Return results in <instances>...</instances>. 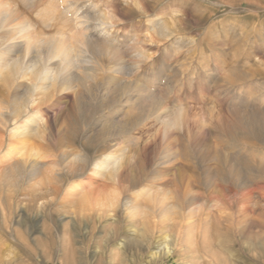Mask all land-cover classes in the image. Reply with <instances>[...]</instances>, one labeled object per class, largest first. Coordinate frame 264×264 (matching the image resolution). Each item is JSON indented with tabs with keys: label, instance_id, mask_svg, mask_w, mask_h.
I'll list each match as a JSON object with an SVG mask.
<instances>
[{
	"label": "rangeland",
	"instance_id": "374dc122",
	"mask_svg": "<svg viewBox=\"0 0 264 264\" xmlns=\"http://www.w3.org/2000/svg\"><path fill=\"white\" fill-rule=\"evenodd\" d=\"M92 1L103 16L95 21L115 22L110 37L123 54L88 53L86 83L60 88L36 108L39 134L8 146L26 114L0 129V170L23 147L42 144L50 151L42 147L40 159L56 161L47 175L66 173L65 158L75 152H90L93 161L85 174L58 181L55 199L43 189L45 197L26 205L20 191L0 206V264H264V0ZM59 4L17 10L36 34L45 23L61 24L67 2ZM125 81L132 101L116 114L111 93ZM87 138L98 140L95 152ZM108 158L120 160L116 170L91 173ZM30 168L14 177L0 171L4 199L10 179L40 192L44 175L30 177ZM185 193L196 199L192 209L180 206Z\"/></svg>",
	"mask_w": 264,
	"mask_h": 264
},
{
	"label": "bare ground",
	"instance_id": "6f19581e",
	"mask_svg": "<svg viewBox=\"0 0 264 264\" xmlns=\"http://www.w3.org/2000/svg\"><path fill=\"white\" fill-rule=\"evenodd\" d=\"M61 1L64 4L67 2L66 7H63L64 10L60 7L62 11L59 15L61 14L63 20H61L60 16L58 17L60 18L59 20L55 19L56 21H62L61 24L59 25L58 22L51 24L45 23L43 28L36 30V34H33V31L31 32V25L20 18L21 16L18 13L19 10H17V7L21 6L32 7L33 5H36V7H38L39 4L41 5L46 2L55 5V3L59 4ZM34 2L35 0L4 1V3L9 5L14 3V8L11 7L13 5L5 6V4L3 5V2H0V105H5L6 107L7 105L10 106V109L6 112H0V129L6 131L5 129L8 126L7 124L11 121V119L19 118L20 120L24 114L29 115L28 118L21 120V122L17 123V125L13 128V131L10 134L13 139L8 143L9 147L18 142V140L15 139L16 137L25 138L27 136H35L41 132L42 123L40 122V111L38 109L36 110V108L42 106L44 103L53 98L57 94L56 91H58V89L75 88L76 86L86 83L87 79L80 77V73L86 71L85 68H88L89 66H83L84 63L88 61V53L97 54L99 52L102 53L103 51L108 53L112 51L117 53L118 56L123 54L120 47H118L115 41L110 37V29H113L115 22L110 21V18L107 21L104 20V22H100L98 20L95 21V18L99 19V16L102 15L99 8L100 4H96L97 2L94 3L92 0H38L36 4H34ZM64 4H62V6H65ZM56 9L58 10V8ZM41 13L40 8L36 14L40 16ZM51 20H54V16ZM51 26H54L55 29L53 30V33H48L45 28ZM32 29H34V27H32ZM39 45L43 49L41 48L37 55L30 56L29 53L31 52V48ZM76 45H79L81 51L83 52L81 53L84 54L83 58H78L79 54L76 52ZM90 55L91 54H89V56ZM77 62H79V64ZM26 75L31 76L29 81L20 79ZM108 83H111L110 80ZM117 87L123 88V90L112 92L110 100L112 105H117L116 114L123 112V107L126 106L129 101H132L130 96H126L124 98V95L126 94L125 89L131 88L130 81H125L124 83L117 85ZM38 94L41 96L39 98V102L35 104V100L30 98ZM79 101L80 95L76 92L73 99L74 105L78 104ZM152 103L155 107L161 105V102L158 99L153 100ZM67 120L66 133L63 136V141L68 145L72 143L71 141H73V139H71L73 134L69 131V129L72 128L71 123H73V121L69 118ZM63 141H61L60 144H62ZM23 142L24 140L21 143ZM5 145V136L0 133V151L4 149ZM42 145H39L38 148L41 149L43 147L42 149L45 151H50L49 148ZM33 146L23 147L24 150H22L20 154L13 159L11 165L0 171H2V175L5 177L8 175H13L14 177L17 173H20L21 175V172L25 171L26 164L28 165V163H30L31 168L28 170V175H30V177L44 175V178H42L40 182V192L37 193L35 190L27 187H17L18 185H16L15 180L10 179V182L7 183L8 192L6 193L5 199L2 196V191L0 190V206L5 205L6 203L11 205L20 191L28 197L25 202L26 205L33 203L35 196L40 195V197H45L46 193L44 190L49 188L52 190L53 199L57 198L59 193L58 181L64 183L66 178H68L69 173L72 174V176L85 174L94 157V155L90 152L87 154L75 152L71 155L72 157L68 156L65 158H69L65 161L64 165L66 173H63L58 177L53 175V177L47 175V172L45 173V171L51 167L50 165H54L56 161L48 163L47 161L40 159L41 155L38 152L40 149H36L35 151ZM84 146L85 148L95 149V152L96 148H99L98 140L95 138H87L84 141ZM170 159L168 158L166 162ZM114 160L115 159L111 158L105 160L101 159L95 164V169L91 170V173L99 176L101 171L110 170L111 167H114L116 170V166L120 163V160L118 159L119 162H115ZM110 175H112V173ZM51 177L55 178L57 182H55ZM97 186L99 187V185ZM102 189L105 190V186ZM92 191L93 188L85 191L83 196L86 197L89 195L88 192L92 193ZM178 194L179 193H177V195ZM236 194L237 193H235V195ZM181 195L184 197L183 199L180 198V206L183 204L184 206H188L189 209H192L191 207L195 203L196 199L191 198L187 193L180 194L179 196L181 197Z\"/></svg>",
	"mask_w": 264,
	"mask_h": 264
}]
</instances>
